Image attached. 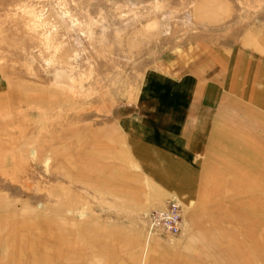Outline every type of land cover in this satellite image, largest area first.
<instances>
[{"label":"rangeland","instance_id":"rangeland-1","mask_svg":"<svg viewBox=\"0 0 264 264\" xmlns=\"http://www.w3.org/2000/svg\"><path fill=\"white\" fill-rule=\"evenodd\" d=\"M207 48L264 58V0H0V264H264L263 176L229 140L165 194L122 144ZM171 197L177 233L148 230Z\"/></svg>","mask_w":264,"mask_h":264},{"label":"crops","instance_id":"crops-1","mask_svg":"<svg viewBox=\"0 0 264 264\" xmlns=\"http://www.w3.org/2000/svg\"><path fill=\"white\" fill-rule=\"evenodd\" d=\"M252 58L241 51L230 57L207 48L198 66L186 69L188 75L164 74L175 83L165 92L158 90L157 118L137 120L124 132L125 151L152 183L162 186L164 194L198 189L196 177L204 174L201 170L206 166L196 164L195 154L204 155L201 164L213 160L212 154L223 152L218 146L223 140L230 142L233 177L241 174L253 180L261 174L264 180V58ZM246 74L259 78L248 87ZM179 98L185 103H178ZM243 161H247L245 169ZM258 162L262 173L253 168Z\"/></svg>","mask_w":264,"mask_h":264},{"label":"built area","instance_id":"built-area-1","mask_svg":"<svg viewBox=\"0 0 264 264\" xmlns=\"http://www.w3.org/2000/svg\"><path fill=\"white\" fill-rule=\"evenodd\" d=\"M180 220V201L176 197L169 198L163 205L155 207L146 213L148 230L159 227L169 234L178 231Z\"/></svg>","mask_w":264,"mask_h":264}]
</instances>
